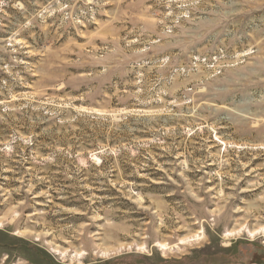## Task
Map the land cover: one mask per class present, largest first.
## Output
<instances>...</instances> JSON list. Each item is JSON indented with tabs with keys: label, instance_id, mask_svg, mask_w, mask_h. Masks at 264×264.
<instances>
[{
	"label": "rangeland",
	"instance_id": "1",
	"mask_svg": "<svg viewBox=\"0 0 264 264\" xmlns=\"http://www.w3.org/2000/svg\"><path fill=\"white\" fill-rule=\"evenodd\" d=\"M0 264H264V0H0Z\"/></svg>",
	"mask_w": 264,
	"mask_h": 264
},
{
	"label": "bare ground",
	"instance_id": "2",
	"mask_svg": "<svg viewBox=\"0 0 264 264\" xmlns=\"http://www.w3.org/2000/svg\"><path fill=\"white\" fill-rule=\"evenodd\" d=\"M235 233H239V231H237V232H235ZM235 233H232V232H228L226 235H224V236H231V235H234ZM249 236H253L254 235V233L253 232H250L249 231ZM256 234V233H255ZM161 248H163V246H160Z\"/></svg>",
	"mask_w": 264,
	"mask_h": 264
}]
</instances>
